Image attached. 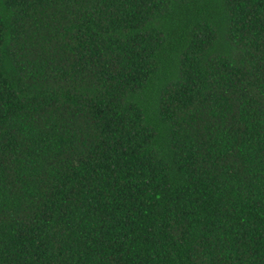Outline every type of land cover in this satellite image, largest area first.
<instances>
[{
    "label": "trees",
    "instance_id": "obj_1",
    "mask_svg": "<svg viewBox=\"0 0 264 264\" xmlns=\"http://www.w3.org/2000/svg\"><path fill=\"white\" fill-rule=\"evenodd\" d=\"M0 264H264V0H0Z\"/></svg>",
    "mask_w": 264,
    "mask_h": 264
}]
</instances>
